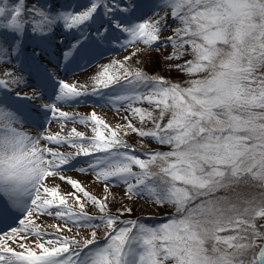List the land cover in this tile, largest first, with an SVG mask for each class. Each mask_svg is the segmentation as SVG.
Here are the masks:
<instances>
[{
  "label": "snow or ice",
  "instance_id": "obj_1",
  "mask_svg": "<svg viewBox=\"0 0 264 264\" xmlns=\"http://www.w3.org/2000/svg\"><path fill=\"white\" fill-rule=\"evenodd\" d=\"M161 50L182 82L130 63ZM112 187L169 214L122 219ZM0 264H264V0H0Z\"/></svg>",
  "mask_w": 264,
  "mask_h": 264
},
{
  "label": "rangeland",
  "instance_id": "obj_2",
  "mask_svg": "<svg viewBox=\"0 0 264 264\" xmlns=\"http://www.w3.org/2000/svg\"><path fill=\"white\" fill-rule=\"evenodd\" d=\"M171 34V29H169L167 32H165V36ZM65 44L69 43L73 37H64ZM140 47H143L141 45ZM134 50V49H133ZM170 51V49H169ZM57 56L59 55V49H57L56 53ZM127 52H121L119 49H112L107 53L106 59H101L99 61L100 64H104L109 62L111 59H117L121 60L123 59L124 55H127ZM168 54L167 51L161 50L160 52H144L140 59L144 61L143 65H136L135 60L130 61V63H133L134 66H140L143 67L144 70L149 75H156L159 74L160 76H163L167 79L172 80L173 82H182L184 77L181 74H178L175 71H169L166 67V63L163 60V57ZM156 59V60H155ZM174 63V62H173ZM97 71V68L95 66L85 70L77 71L75 75H69L66 77L69 81H77L80 83H91L89 80V77L93 75ZM60 75L63 77L64 73L61 72ZM63 111H67L69 113H79L80 115H84L87 113H90L92 111H95L97 115L104 119L106 123H108L110 126L115 127L118 124L124 123L122 117L125 115H128V113L121 111L120 113H117L115 111L109 110L107 108H100L96 106H80V107H64L62 109ZM72 127H76L78 131L86 132L87 135H91L90 131L86 130L84 126L81 125H74L72 123H68L65 126V132L70 130ZM48 130L52 133L59 132L61 130V123L57 122L54 118L52 119V122L48 125ZM62 135L64 132L61 133ZM139 138L135 136L134 134L129 137V143L133 145L134 148H139L138 141ZM145 147H155V145H150L147 141H144ZM61 151L64 152H70L73 151L71 148H63ZM66 176L71 177L72 179H76L82 182L84 188L89 192L90 195L95 196L97 198H102L105 194L104 186L100 183L93 182V178L88 175H81L78 172L75 171H68L65 173ZM51 179V178H50ZM53 186H58L60 194L67 196L70 192L73 191L70 185H68L66 182L59 180L58 178L54 179L52 181ZM111 193L116 197L115 203H109L110 208L113 212L116 211L118 207H120L121 204L127 203L129 207H132L133 212L131 216H124L121 217L122 219H135L137 217H148L150 216L151 219H149L148 223H154V222H160L166 219L168 216V210L166 209H157L152 207L149 204H145L142 200L136 201L135 203L129 202L124 197V192L119 187H112ZM79 195V194H78ZM111 201V197L109 198ZM81 202L83 203V198H81ZM69 204L74 208V210H79L78 205H75L71 199H69ZM85 211L89 214H98V210L91 204L90 201L85 203ZM37 224H39L42 228V230L47 232H53V229L49 227V225L57 224L59 221L51 216H43L39 220L36 221ZM75 230V229H74Z\"/></svg>",
  "mask_w": 264,
  "mask_h": 264
},
{
  "label": "trees",
  "instance_id": "obj_3",
  "mask_svg": "<svg viewBox=\"0 0 264 264\" xmlns=\"http://www.w3.org/2000/svg\"><path fill=\"white\" fill-rule=\"evenodd\" d=\"M156 60V59H155Z\"/></svg>",
  "mask_w": 264,
  "mask_h": 264
}]
</instances>
